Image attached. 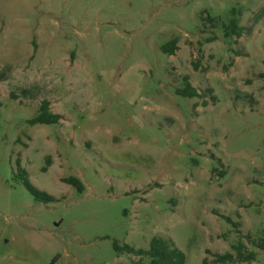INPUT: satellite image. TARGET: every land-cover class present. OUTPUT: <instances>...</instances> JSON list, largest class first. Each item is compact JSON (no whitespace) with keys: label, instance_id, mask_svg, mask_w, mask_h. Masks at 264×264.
I'll return each mask as SVG.
<instances>
[{"label":"rangeland","instance_id":"rangeland-1","mask_svg":"<svg viewBox=\"0 0 264 264\" xmlns=\"http://www.w3.org/2000/svg\"><path fill=\"white\" fill-rule=\"evenodd\" d=\"M0 103V264H264V0H0Z\"/></svg>","mask_w":264,"mask_h":264},{"label":"trees","instance_id":"trees-1","mask_svg":"<svg viewBox=\"0 0 264 264\" xmlns=\"http://www.w3.org/2000/svg\"><path fill=\"white\" fill-rule=\"evenodd\" d=\"M224 33L226 37L234 36L236 39L240 38L243 33V29L238 26L235 19H230L229 22L224 25ZM177 40L173 39L164 44L160 49L163 54L173 55L176 47ZM179 94L183 97L194 98L198 97L195 89L191 88L190 85L186 83L185 88L179 91ZM205 105V104H204ZM1 107V103H0ZM59 116L53 115L49 112L48 103L42 101L37 115L31 120V124H41V125H54L58 122ZM17 171L15 179L21 181L26 190L34 198L36 202L51 203L54 199L45 193L39 192L34 188L28 180L27 174L20 168L19 162L16 161ZM63 183L71 186L78 185L77 180L74 178H68L62 180ZM79 186V185H78ZM249 239V237H246ZM243 247L241 245L236 247V257L234 258L231 254L224 256H217L215 259L216 263L233 262L238 259L240 262L253 261L254 256L252 254L243 255L241 250ZM127 254H131L136 257L147 259V264H185V255L171 242L162 237L154 236L150 239L146 249L135 250L134 248L125 245L121 248ZM202 264H205L203 260Z\"/></svg>","mask_w":264,"mask_h":264}]
</instances>
